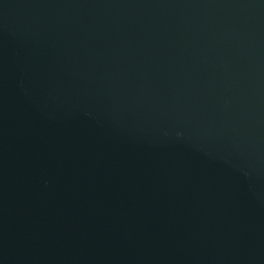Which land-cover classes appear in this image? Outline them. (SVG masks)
<instances>
[{"label": "water", "instance_id": "water-1", "mask_svg": "<svg viewBox=\"0 0 264 264\" xmlns=\"http://www.w3.org/2000/svg\"><path fill=\"white\" fill-rule=\"evenodd\" d=\"M0 264H264V0H0Z\"/></svg>", "mask_w": 264, "mask_h": 264}]
</instances>
